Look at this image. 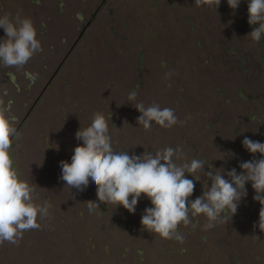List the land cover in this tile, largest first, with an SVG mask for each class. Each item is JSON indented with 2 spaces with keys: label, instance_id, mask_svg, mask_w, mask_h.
Segmentation results:
<instances>
[{
  "label": "rangeland",
  "instance_id": "374dc122",
  "mask_svg": "<svg viewBox=\"0 0 264 264\" xmlns=\"http://www.w3.org/2000/svg\"><path fill=\"white\" fill-rule=\"evenodd\" d=\"M247 6L248 0L235 11L227 0L217 9L195 0H0V16L33 20L43 47L23 67L0 65V106L16 117L14 167L35 186L36 202L51 204L39 229L17 244H0V264H264L261 205L251 182L232 220L226 211V222L206 229L201 214L178 226L181 242L143 228L142 214L152 206L146 197L132 214L99 203L94 183L80 192L60 180V162H71L82 143L76 132L97 112L116 152L180 148L187 162L204 161L205 172L213 166L240 173L241 162L261 158L242 144L245 136L264 143V36H247ZM133 90V103L172 108L184 123L166 129L153 122L145 130L128 100ZM186 176L194 180V200L209 181L203 171L198 181ZM90 200L100 209L90 212Z\"/></svg>",
  "mask_w": 264,
  "mask_h": 264
},
{
  "label": "clouds",
  "instance_id": "9594fccd",
  "mask_svg": "<svg viewBox=\"0 0 264 264\" xmlns=\"http://www.w3.org/2000/svg\"><path fill=\"white\" fill-rule=\"evenodd\" d=\"M227 3L235 11L241 0H227ZM220 4L221 0H195L197 7L217 9ZM247 7L248 23L253 26L247 36L259 42L264 36V0H248ZM0 28L5 32V38L0 39V65L23 67L36 53L43 51L31 18L21 17L18 13L13 19L4 14L0 16ZM137 96L138 91L133 90L128 100L140 113L137 123L145 130H149L153 122L166 129L184 123L179 121L172 108H161L156 103L147 107L142 102L133 103ZM15 119L7 108L0 106V244H17L26 231L39 229L38 218L47 217L51 208L47 201L36 202L35 186L21 179L14 167L10 150L14 140L19 139ZM75 138L82 143L75 147L71 162H60V180L71 190L80 192L85 191L90 182L94 183L99 203L115 208L122 206L132 214H135L141 198L146 197L152 206L144 210L141 224L150 233L182 242L178 226L192 224L193 218L201 214L207 218L206 229L213 228L218 220L226 222L228 216H222L226 211L231 213L232 220L241 201L248 195L246 185L249 182L255 192L253 200L261 205L258 227L264 232V143L245 136L243 147L253 157L260 154L261 158L241 162L242 171L238 173L235 168L226 171L213 166L209 167L211 171L205 172L204 161L192 159L187 162L180 148L166 147L156 152L145 150L141 155L116 152L107 119L100 112L93 115L89 126L76 132ZM178 160L183 162L178 163ZM198 171L207 176L209 186L201 196L192 200L195 183L186 174L198 181L195 176ZM85 203L90 212L99 208L97 201Z\"/></svg>",
  "mask_w": 264,
  "mask_h": 264
}]
</instances>
